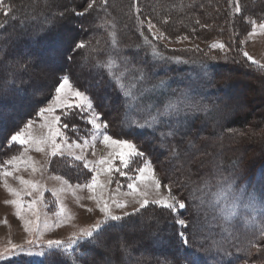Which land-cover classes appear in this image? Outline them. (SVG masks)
I'll use <instances>...</instances> for the list:
<instances>
[{
	"label": "trees",
	"instance_id": "16d2710c",
	"mask_svg": "<svg viewBox=\"0 0 264 264\" xmlns=\"http://www.w3.org/2000/svg\"><path fill=\"white\" fill-rule=\"evenodd\" d=\"M32 1L39 0H6L13 12L0 20L4 25L0 28V90L7 89L0 94L1 163L18 154V146L7 142L10 132L21 121L38 118L34 112L36 102L43 101L61 68L74 73L73 85L88 91L97 112L108 114L109 134L114 136L119 134L129 138L127 129L120 123L124 109L118 105L123 97L117 99V93L108 86V76L102 77L98 70L101 66L109 75L121 73L123 83L134 85L130 89L134 94L142 87L150 89L140 96V102L145 105L163 107L166 99H171L190 101L200 106L195 111L186 110L173 118L186 119L188 128L166 141L179 154L176 158H170L168 149L160 146L161 136L159 131H155V125L147 129L137 128L131 139L140 151L146 153L161 180L171 187L174 198L188 203L189 212L185 214L199 221L201 236L192 242L190 248L181 245L173 228L175 214L153 206L108 223L105 226L107 231L98 237L107 247L97 248L81 242L74 253L78 264H93L94 261L95 264H103L102 248L113 255L114 264H120L124 255L131 260L135 257L139 264H190L192 259L196 264H264V239L261 238L264 226V108L252 109L253 103L259 99L258 94L264 90V70L247 60L242 45L243 35L251 30V21H264V0H107V4L95 0L93 8L82 16L75 13L84 12L77 10L87 0H63L61 5L56 3L48 10L41 6L33 10L28 6L24 8L25 3L28 5ZM134 3L140 8L139 14L132 7ZM236 7L240 8L239 12L235 11ZM54 10L63 16L53 14ZM32 17L52 20L46 25L40 21L32 22ZM137 17L145 21L150 19L160 32L169 37L168 40L184 36L202 41L217 40L230 50L226 53L220 50L175 53L159 45L145 24L144 35L161 54L180 57L181 62L173 60L163 64L144 44ZM69 18L77 24L76 28L63 26L65 24L62 23ZM26 20H29L28 24ZM53 24L55 28L50 31ZM61 30L75 31L72 35H78L85 41L89 49L86 71L75 66L69 68L55 54L54 50L62 47V37L57 36ZM6 43L11 47L5 46ZM1 47L5 49L1 50ZM29 55L39 58L41 67H52L54 74L47 91L37 93L39 97L30 90L32 79L42 72L35 64H27ZM10 62L15 64L9 72L6 66ZM20 64H25L27 70L19 67ZM93 64L97 66L93 67ZM109 64L112 65L111 70ZM153 64L157 66L153 67ZM30 69L37 70L31 79L27 75ZM142 69L149 73L147 80L138 79L143 75ZM161 81L169 89L154 87ZM239 83L241 87L237 89ZM170 89L172 91L167 92ZM234 93L235 97L236 93H243L242 97L245 99L247 96L246 101H250L247 103L252 106L240 110L238 103L231 98ZM259 110L261 112L257 113ZM68 122L70 129L75 126L74 131L79 136L89 137L93 131L81 117H72ZM68 133L72 136L71 132ZM72 139L75 140L74 137ZM189 141L193 143L192 153L184 155ZM52 168L72 183L88 181L85 168L71 164L67 159L62 163L53 161ZM221 188L227 190L228 201L237 198V215L231 220L224 218L221 211L223 202L214 207ZM201 202L205 206H200ZM133 223H142L144 227L137 236L140 244L134 249L127 247L125 251L111 239L118 236L123 241L128 239V229ZM226 235L229 239H224ZM255 240L260 241L257 247L262 250L251 247L250 242ZM144 252H147L146 256H141ZM69 255L61 249H51L41 261L32 255H21L0 264H72Z\"/></svg>",
	"mask_w": 264,
	"mask_h": 264
},
{
	"label": "snow or ice",
	"instance_id": "6c2138e0",
	"mask_svg": "<svg viewBox=\"0 0 264 264\" xmlns=\"http://www.w3.org/2000/svg\"><path fill=\"white\" fill-rule=\"evenodd\" d=\"M102 4H107V0H101ZM95 0L87 4V7L84 9V12H77L76 15H84L93 8ZM137 14L140 13V8L134 3L133 6ZM0 10L3 11L5 16H8L9 13L13 12L11 5H6L4 0H0ZM235 11L239 12L240 8L236 7ZM61 17L63 13H60ZM199 24V20L196 21ZM137 23L141 29L140 35L143 36L144 44L147 45L154 57L158 58V62L167 64L170 61L181 62L180 57H166L161 54L155 44L149 40L148 36L144 35L143 28L145 27L147 31L155 37L157 40H168L169 37L165 36L164 33L159 32V30L153 31L156 28V25L152 23L149 19L147 21L140 20L137 17ZM4 25L0 24V28H3ZM206 27V25H202ZM55 25L53 24L54 30ZM261 32H264V24L259 25ZM194 31V30H193ZM255 29L253 30L254 34ZM188 39L187 36L177 37V40ZM62 47L60 49L54 50L55 54L59 55L64 64L68 65L69 68L75 66L77 68H83L89 63V49L86 48V43L83 39L79 38L78 35L67 34L61 38ZM213 49H220L225 53L230 50L223 43H213L211 45ZM196 51H199V48H196ZM243 55L247 58L248 61H251L253 65H256L258 68L264 70V65H261L259 61L253 59L247 52H243ZM216 57H212L215 59ZM26 62L28 65L35 64L37 67L41 68V71L45 69L41 67L42 61L29 55L26 57ZM97 65L93 64V67ZM156 64H153V67H156ZM19 67L25 68V64H20ZM112 65L109 64V70H111ZM102 77L108 76V86L112 88L113 91L117 93V99H121V104L119 107H123L124 111L121 113V125L127 129L129 138H124L122 135H112L109 134L110 123L108 119V114L104 112H97L93 98L88 94L87 90H81L79 87L73 86V75L71 71L66 72L63 68L60 69L59 74L56 76L55 83L53 85L54 94L50 93L48 97L43 101H37L34 108L35 115L44 121L42 127H47L49 129V134L47 136H34L32 133V128L34 124L33 119H28L27 121H21L20 124L14 126L9 135V140L7 141L10 145H18L22 149L18 154L11 156L10 159L0 164V171H2L3 176L6 178L9 175H12V171L9 170V166L12 169H17L19 167V162L24 161L26 164L30 162L31 158L27 157L30 148H34L36 151H44L43 145H49L51 148V154L53 156L57 155L58 152L62 151V145L56 142V137L60 136L64 144L71 149L72 147H78L83 150V148L88 146L87 140L82 144L71 145L67 143V137L61 129H68L70 122H63L62 116H66L69 113H75L81 118L85 119L86 123H89L91 127H94L102 136V142L112 151L108 153L106 158H101L98 161H88L85 159L84 155H78L75 157L76 160L83 161V167L88 170L90 174V180L83 187H87L90 191L93 192V195L90 197L95 200L100 206V211L105 214L104 220L97 221L91 227L82 229L78 234L73 233L72 237L67 243L63 240L55 239L48 240L46 242V247L48 249H61L64 253H70L69 258L71 259L72 264H78V258L75 256V248L81 245V241L85 243L93 244L95 247H107L106 244H103L98 240V237L102 236L104 232L107 231L105 227L109 221H119L123 217L112 214V208L108 200L104 199V192L107 190L108 185L112 183L111 174L118 173L122 177H127L129 183L127 188L129 189V195L138 194L141 199L138 201L141 208H145L149 205V199L147 198V193L139 191L137 187V181L144 182L148 179L152 180L155 188L158 190L160 188L161 181L155 178V169L154 166L146 156V153L140 151L137 144L131 139V134L136 131L137 128H152L156 126L155 131L160 132L161 136V147L166 148L169 151L170 158L178 157V153L174 147H169L166 143L169 137L178 135L181 130L187 131V120L186 119H173L179 117L180 114L184 111H195L200 108L199 105L190 101H175L171 99H166L163 104V107L159 105L153 106L152 104H143L140 102V96H142L146 91H151L150 89L140 88L137 93H133L130 89L134 85H126L122 82L121 73H108L103 72L102 66L98 69ZM143 75L138 77L140 80H147L149 78V73L147 70H141ZM156 89H165L166 85L163 81L159 82L154 86ZM7 89L0 90V94L6 92ZM43 105V106H42ZM59 110V114H56ZM90 117V119H89ZM50 118V119H49ZM172 120L170 123L169 121ZM73 128L75 126L73 125ZM161 129H168L167 131H161ZM134 158H143L142 166L134 169L138 173V176H132L128 174L130 164ZM119 161V164H117ZM36 169L33 167V171ZM105 175L108 178L106 182H101L100 176ZM21 185L27 186L24 189L23 195L31 197L33 191L37 189L38 185L30 180L24 179L21 177H16ZM207 185V181H205ZM4 186L7 190L17 199L6 201V203L16 205L18 211L16 213L22 220H25V229L30 234L36 232L39 228L38 220L39 217L35 210L36 201L32 200L27 203V210L32 213L33 216H36L35 220H27L21 212L25 208V203L21 199L22 193L7 184L5 179ZM40 191L43 192L44 189L42 186ZM76 187H81L77 184ZM121 185H118V188ZM99 189V192H97ZM171 190V189H169ZM226 189L221 188L220 192L217 194L216 205L224 203V207L221 209L223 212L225 220H231L237 215L238 204L236 202L237 198H233L231 201H228L226 196ZM195 200L196 197L193 196ZM154 205H159L160 207L167 209L170 213H174L173 216V228L175 235L179 238L181 245L186 247H191L192 242L197 240L201 236V226L197 219L193 218L190 214L186 215L185 213L189 212V205L186 201L173 199V202H168L166 200H153L151 202ZM112 204L118 208H125L127 205L124 202L119 200H112ZM91 211V209H89ZM60 215H64L63 206H61ZM62 222V221H61ZM47 227V225L45 226ZM261 238L264 239V226L261 228ZM29 248H24L20 245L13 244L9 249H6V253H15V254H25V255H45L43 250L38 252L32 251V246H35L39 243L38 240L29 239L27 241ZM260 243L259 240L250 242L251 247L256 248L258 251L262 250L257 247ZM117 244L127 251L126 242L122 239H117ZM43 249V245L41 246ZM5 253H0V256H3ZM85 255V253H81ZM95 264V261L93 262ZM106 264H111V260L106 259ZM190 264H196L195 259H192Z\"/></svg>",
	"mask_w": 264,
	"mask_h": 264
},
{
	"label": "rangeland",
	"instance_id": "374dc122",
	"mask_svg": "<svg viewBox=\"0 0 264 264\" xmlns=\"http://www.w3.org/2000/svg\"><path fill=\"white\" fill-rule=\"evenodd\" d=\"M4 2L7 5L6 0H4ZM52 2L54 3L52 4ZM62 2L64 1L63 0L32 1L29 2L28 5H26L27 3H25L24 8L28 6L33 10V9H38L41 6V8L48 10L52 5L56 6L55 5L56 3H60L61 5ZM90 2L91 0H87L86 3L82 5L83 7L79 8L77 11H84V9L87 7V4ZM96 4H99V1H97ZM59 13H60L59 11L57 12L55 10L53 12V14H57V15ZM3 16H4L3 11L0 10V20L2 19ZM29 20H26V24L29 23ZM51 20L52 19H50L49 21ZM67 20H65L62 23L65 24L63 26H68V27L70 26L74 28L77 27V24L74 23L72 20H70V18ZM34 21L36 22L40 21L46 25L49 24V21L44 20L43 17H41L40 20L38 19L36 20V17H32V22ZM261 24H264V21L258 23L251 21V30L247 34L243 35L242 45H243V52H247L250 56L253 57V59L259 61L261 65H264V32H261L259 29V25ZM254 29H255L254 34H250L253 33ZM156 30H159L157 26L153 31ZM69 33L70 34L75 33V31L69 30L66 32V30H64L62 32H59L57 36L63 37L64 35H67ZM153 38L156 39L155 37ZM157 43L162 47H165L177 53L186 50H196L197 47L199 48V51L209 50L207 52H211L213 50L214 51L220 50V49L211 48V45L213 43H221V42L217 40L202 41L196 38L188 37V39L185 40H177V39L157 40ZM5 46L11 47V44L6 43ZM2 49H5V47H1V50ZM58 49H60V47ZM14 64H15L14 62L7 63L6 67L9 72L13 69ZM44 69H45L44 71H41L40 69V72L42 73L41 74L39 73V77H37L36 79H32L34 81L30 92L36 95L35 97L40 96V94L37 93L41 91L42 92L47 91L48 86L50 85L49 82L51 81L52 78L51 75L54 76L52 67L45 66ZM81 69H85L84 71L87 70L86 66ZM35 71L37 70L30 69L29 71H27V75L30 79L32 74L35 73ZM199 73L201 74V72ZM56 76H54L55 80H56ZM189 76L191 75L189 74ZM88 82L91 86L92 85L95 86V84L92 83V81L89 80ZM178 84L179 82L176 83L177 86ZM240 84L241 83H239L236 86L237 89H240L241 87ZM165 89H169V88L166 86ZM171 91H172L171 89L167 90V92H171ZM261 91L262 92L258 94L259 99L253 103V106L251 105V103H247L250 102V101H246L247 96L245 97V99L242 97L243 93L239 95H237L236 93V97L234 93L232 94L231 98L235 103H238V105L240 106L239 107L240 110L247 109L246 107H248V105L249 106L251 105L252 109L253 107H256V109L259 108L263 109L264 90ZM50 93L54 94L53 86L51 90L48 91L46 96H44L43 100H45V98L48 97ZM231 98L230 100H232ZM260 112L261 110H259L257 113ZM56 114H59V110L57 111ZM71 114L72 113H69L66 116H62L61 118L62 121L68 122L69 120H71L72 117H74L75 119L80 117L75 113H73L72 116ZM34 121L35 122L32 128L33 135L47 136L49 134V129L47 127L41 126L42 124H44V121L41 120L40 118H37ZM92 128L93 131L90 133L89 137L79 136L80 134H77V132L74 131V128L61 129V131H63L67 137L68 144L71 145L82 144L85 140H87L88 146L83 148V150H81V148L78 147H72L71 149H69L61 140L60 136H57L56 142L62 145V151L58 152L57 155L53 156L51 154V148L49 145H43L44 151L42 152L36 151L34 148H30L28 153L26 154L27 157L31 158L30 162L26 164L24 161H20L19 167L17 169H12L9 166V170L12 171V175H9L6 178L3 176L2 171H0V253H5L3 256H0V263L7 262L12 258L21 257V255L22 256L25 255V254L6 253L5 250L9 249L13 244L20 245L24 248H29L30 246L27 243L29 239H34L39 241V243H37L35 246H32V251L38 252L43 250L45 252V255L43 256L32 255V256L36 257L38 261H41L50 251V249L46 247V242L48 240L59 239L67 243L69 239L72 237L73 233L78 234L82 229L89 228L97 221L104 220L105 214L100 211V206L97 204L95 200L90 198L93 195V192L90 191L87 187H83V185L89 182L90 180V174L88 173V170L85 169L87 173L85 174V176L88 175V178H86L88 180L87 182L85 181L84 183H72L68 179L56 174L52 168L53 161L62 163L65 162L66 159L71 164L74 165L78 164L83 166V161L75 159V157L78 155H84L85 159L88 161H98L101 158H106L108 156V153L112 151V149L108 148L102 142L103 139L102 136L99 133H97L94 127ZM68 132H71L72 136L71 135L69 136ZM71 137L72 138L74 137L75 140L72 139ZM192 145L193 143H191L190 141L187 143L185 147L186 150L184 152V155L192 153L190 152ZM17 149L19 150L18 153L22 150L20 146H18ZM192 151H194V149ZM10 158L11 157H9L8 159ZM142 162H143L142 158H134L129 166V169H125V170L128 171L129 175L138 176V173L135 172L134 169L142 166ZM0 164H3V162L2 163L0 162ZM117 164H119V161H117ZM33 167L36 169L35 171H33ZM21 176L24 179L30 180L38 185L37 189L33 191L31 197L23 195L24 189L27 186L21 185L19 180L16 178ZM108 178L109 177L105 175L100 176L101 182H106ZM155 178L161 181L160 188L158 190L155 188L151 179H148L144 182L137 181V187L139 191L146 192L147 198L149 199L150 202L147 207L141 208L138 202L141 199V197L138 194L129 195V189L127 188V184L129 183V180L127 179V177H122L118 173H112L111 174L112 183L108 185L107 190L104 192V199L109 201L112 208V214L125 218V217H129L130 215L140 213L149 207L154 206V207L162 208L159 205L152 204L151 202L153 200L159 199V200H166L168 202H173V199L175 198L172 194L171 187L161 180L156 170H155ZM5 179L7 180V184L10 187L22 193L21 199L25 203V208L21 212V215H23L25 219L30 221L36 219V216H33L32 213L27 210V203L32 200L36 201L35 210L39 217L38 220L39 228L33 234H30L28 231H26L25 220H22L19 216L16 215L18 211L16 205L6 203V201L17 199V197H14L4 186ZM77 184L81 185V187H76ZM118 185H121V187L118 188ZM39 186L43 187L44 189L43 192L40 191ZM97 192H99V189H97ZM113 199L124 202L126 203L127 206L125 208L115 207V205L112 204ZM61 206H63L64 215L59 214L61 212ZM200 206H205V205L203 202H201ZM89 209H91V211H89ZM112 222H116V221H109L108 223H112ZM46 225L47 227H45ZM143 228L144 227L142 223L131 224V228L128 229V234H127L129 237L128 239L125 238L127 247L134 249L137 247L138 244H140V239H139L140 237L137 236ZM118 238L121 239L120 236L114 237L111 239V242L117 244ZM224 239H229V236L227 235L224 236ZM42 245L44 246L43 249L41 247ZM158 249L159 247H157V250ZM100 254L102 261L104 262L103 264H106V259L111 260V264H114L113 262L114 257L112 254L110 255L106 253L103 248L100 249ZM146 254L147 252H144L143 254H141V256H146ZM120 264H139V263L136 262L135 257L131 260L130 257L124 255L123 260L121 261Z\"/></svg>",
	"mask_w": 264,
	"mask_h": 264
}]
</instances>
